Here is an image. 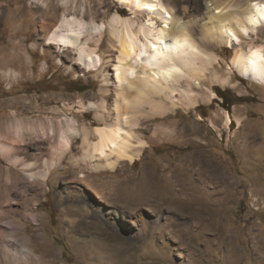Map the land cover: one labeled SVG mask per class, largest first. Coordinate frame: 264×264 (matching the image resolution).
I'll use <instances>...</instances> for the list:
<instances>
[{
  "label": "rangeland",
  "instance_id": "1",
  "mask_svg": "<svg viewBox=\"0 0 264 264\" xmlns=\"http://www.w3.org/2000/svg\"><path fill=\"white\" fill-rule=\"evenodd\" d=\"M42 1L0 0V264H264V85L230 70L232 45L210 49L229 81L206 71L199 88L219 87L223 98L215 92L147 121L134 161L93 171L70 157L79 137L68 151L44 132L70 118L96 124L89 104L100 100L102 76L75 48L58 51L45 38L63 14L106 22L129 10L110 0ZM168 1L186 6L187 18L208 3ZM101 41L107 60V32ZM239 41L264 47V28ZM159 123L166 130L152 138Z\"/></svg>",
  "mask_w": 264,
  "mask_h": 264
},
{
  "label": "bare ground",
  "instance_id": "2",
  "mask_svg": "<svg viewBox=\"0 0 264 264\" xmlns=\"http://www.w3.org/2000/svg\"><path fill=\"white\" fill-rule=\"evenodd\" d=\"M110 1L124 5L128 14L113 12L106 22L63 14L45 38L55 50L75 48L87 70H97L102 76L100 100L89 104L96 124L77 127L70 118L57 131L51 127L44 132L55 136L54 144L68 151L74 138L79 137L80 152H70V157L85 163L89 170L111 169L120 162L134 161L148 143L141 134L150 125L147 121L169 118L178 107L188 109L215 95L212 90L209 94L199 91L206 71L211 72V81H229V73L216 74L213 65L217 54L210 50L215 46L232 45L230 70L264 85V47L249 44L244 48L241 41L238 43L264 28V0H207L200 15L192 18L186 17V6L177 11L168 0ZM105 32L110 51L107 60L98 52ZM110 59L111 73L103 69ZM225 117L227 124L231 123L228 112ZM164 129V123L153 125L152 138ZM211 164L206 168L212 171Z\"/></svg>",
  "mask_w": 264,
  "mask_h": 264
},
{
  "label": "trees",
  "instance_id": "3",
  "mask_svg": "<svg viewBox=\"0 0 264 264\" xmlns=\"http://www.w3.org/2000/svg\"><path fill=\"white\" fill-rule=\"evenodd\" d=\"M215 92L218 97L223 98L224 90L220 89L219 87H215ZM222 102H224V100Z\"/></svg>",
  "mask_w": 264,
  "mask_h": 264
}]
</instances>
